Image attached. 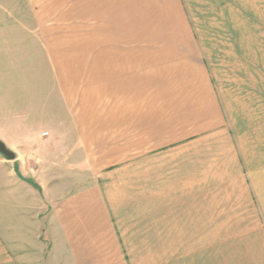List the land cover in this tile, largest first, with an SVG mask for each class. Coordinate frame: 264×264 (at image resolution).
Wrapping results in <instances>:
<instances>
[{
  "label": "crops",
  "instance_id": "1",
  "mask_svg": "<svg viewBox=\"0 0 264 264\" xmlns=\"http://www.w3.org/2000/svg\"><path fill=\"white\" fill-rule=\"evenodd\" d=\"M215 1L0 0L3 142L22 151L0 157V264H138L130 247L262 223L264 160L230 139L200 41ZM64 133L86 183L44 208Z\"/></svg>",
  "mask_w": 264,
  "mask_h": 264
},
{
  "label": "rangeland",
  "instance_id": "2",
  "mask_svg": "<svg viewBox=\"0 0 264 264\" xmlns=\"http://www.w3.org/2000/svg\"><path fill=\"white\" fill-rule=\"evenodd\" d=\"M219 4L213 8L214 15H210V37L200 38V41L228 111L230 139L245 143L249 168L253 160L256 164L264 160V0H225ZM59 121L57 125H62L66 118ZM14 123L17 119L0 118L1 141L4 137L15 138V134L5 133ZM73 136L64 133L54 137V192H51L52 183L44 182L47 186L39 190L44 208L54 204L62 194L86 183L80 182L84 167L75 163L78 159L74 160L72 149L68 150L67 142ZM4 156L0 151V157ZM79 161L82 163L83 158ZM31 169L34 167H26L27 177L42 173ZM249 216L253 219L247 225L250 228L245 230L214 228L204 231L210 238H189L187 245L156 243L130 249H134L138 264H264V215L262 223L258 222L257 214ZM158 241L166 239H156ZM202 241L204 244H199ZM209 241L210 244H206Z\"/></svg>",
  "mask_w": 264,
  "mask_h": 264
},
{
  "label": "water",
  "instance_id": "3",
  "mask_svg": "<svg viewBox=\"0 0 264 264\" xmlns=\"http://www.w3.org/2000/svg\"><path fill=\"white\" fill-rule=\"evenodd\" d=\"M0 151H1L3 154H5V155H7L8 157H10V158H14V157H15L14 152H13L11 149H9V148L5 145V143H4L3 141H1V140H0Z\"/></svg>",
  "mask_w": 264,
  "mask_h": 264
}]
</instances>
